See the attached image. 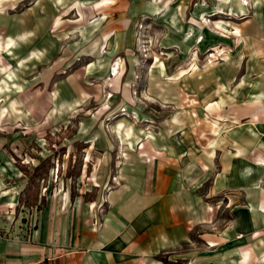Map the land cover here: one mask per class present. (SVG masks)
Returning a JSON list of instances; mask_svg holds the SVG:
<instances>
[{"label":"rangeland","instance_id":"obj_1","mask_svg":"<svg viewBox=\"0 0 264 264\" xmlns=\"http://www.w3.org/2000/svg\"><path fill=\"white\" fill-rule=\"evenodd\" d=\"M219 1L211 0V3ZM240 1L249 6L250 0ZM99 2L103 3L102 0H65L64 4L53 0H0V236L3 239L32 230L37 212L34 209L42 207L43 199L45 203L50 197L84 200L105 197L110 175L102 168L108 159L106 150H116L109 167L112 170L121 159L122 149L132 145L123 139L127 133L134 137L142 128L149 133L157 132L158 128L166 131L163 129L168 126L158 124L162 117L172 112L184 116L191 104L193 112L197 109L204 122L190 128L196 135V147L213 143L210 140L225 132L221 114L224 108L216 106L217 98L199 104L193 86L203 75L218 77L224 70L222 67L226 72L233 71L236 57L243 58L244 66L248 63L244 55L236 56L243 46L242 39L231 29L244 21V16L226 15L222 8L214 6L197 8L205 5L204 0H192L181 16L172 21L171 0H146L156 8L144 5L125 8L124 14L116 12V17L120 15L129 22L127 28L102 34L98 33V27L80 25L82 21L98 20ZM133 3L131 0V6ZM46 7L52 8L47 31L54 44L47 57L42 52L47 33L39 29ZM86 8H91L93 14L87 16ZM231 9L235 11L229 8L228 12ZM246 12L250 14L251 8ZM33 21L38 28L25 30ZM115 24V27L122 25L117 19ZM206 32L214 37L202 44ZM116 38L128 40L130 45L116 54L106 68L105 62L95 60L94 65L105 71L100 75L92 73L88 67L93 58L84 56L83 49H91L88 53L93 55L92 50L97 48L103 55L108 41ZM159 66L165 70L159 79L161 90L166 91L162 93L164 98L170 96L172 85L191 87L184 96L179 94L177 104L170 105L171 99L157 97V100L149 90L152 75ZM96 67H93L95 71ZM186 68L188 73L175 78L179 70ZM234 81L235 76L225 84L231 86ZM133 147L140 149L142 143ZM222 199L216 197L214 204L221 218H226L219 223H230V213L228 208L223 210L226 205ZM32 210L29 215L28 211Z\"/></svg>","mask_w":264,"mask_h":264},{"label":"crops","instance_id":"obj_2","mask_svg":"<svg viewBox=\"0 0 264 264\" xmlns=\"http://www.w3.org/2000/svg\"><path fill=\"white\" fill-rule=\"evenodd\" d=\"M102 1L96 7L100 10L98 20L80 24L98 27L102 34L127 28L129 22L116 17V12L124 14L125 8L144 5L156 8L146 0H134V6L131 0ZM171 1L172 21L192 2ZM53 2L64 4L65 0ZM204 3L197 8L214 6L226 15L245 18L231 32L242 39L236 56L244 55L248 63L244 66L243 58L236 57L233 71L222 67L218 77L203 75L193 86L199 104L217 98L216 106L224 108L225 132L210 140L214 144L196 147V135L190 128L204 122L191 104L185 106L184 116L172 112L162 117L158 124L168 126L163 129L166 131L158 128L149 133L142 128L134 137L125 134L123 139L132 145L122 149L121 159L112 170L109 167L116 150H106L108 159L102 168L110 175L105 197L48 198L40 209H34L32 230L8 239L0 236V264H264V0H250L249 6L240 0ZM229 8L235 11L228 12ZM247 8H251L250 14ZM47 9L39 26L48 38L42 43L45 57L51 55L54 46L47 31L52 8ZM86 9L87 16L93 14L91 8ZM116 19L122 25L115 27ZM35 23L25 30L38 28ZM212 37L206 32L202 44ZM129 45L128 40L116 38L108 41L103 55L97 48L93 55L88 53L91 49L82 52L93 58L88 68L100 75ZM95 60L106 63L104 70L94 65ZM159 68L154 72L156 77L152 75L149 90L156 99H171L170 105L177 104L179 94L184 96L191 87L172 85L170 96L164 98L166 91L161 90L159 79L165 70ZM186 69L179 70L175 78L188 73ZM226 75L227 81L235 76L231 86L225 84ZM138 142L142 143L140 149L133 147ZM219 196L226 205L223 210L228 208L230 223H219L224 219L214 205Z\"/></svg>","mask_w":264,"mask_h":264},{"label":"trees","instance_id":"obj_3","mask_svg":"<svg viewBox=\"0 0 264 264\" xmlns=\"http://www.w3.org/2000/svg\"><path fill=\"white\" fill-rule=\"evenodd\" d=\"M42 204H44V199L42 200ZM40 209V208H39Z\"/></svg>","mask_w":264,"mask_h":264},{"label":"bare ground","instance_id":"obj_4","mask_svg":"<svg viewBox=\"0 0 264 264\" xmlns=\"http://www.w3.org/2000/svg\"><path fill=\"white\" fill-rule=\"evenodd\" d=\"M245 3V2H244Z\"/></svg>","mask_w":264,"mask_h":264}]
</instances>
